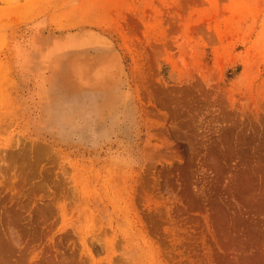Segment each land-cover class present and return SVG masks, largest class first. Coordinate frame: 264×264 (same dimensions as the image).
<instances>
[{"label": "rangeland", "instance_id": "rangeland-1", "mask_svg": "<svg viewBox=\"0 0 264 264\" xmlns=\"http://www.w3.org/2000/svg\"><path fill=\"white\" fill-rule=\"evenodd\" d=\"M0 264H264V0H0Z\"/></svg>", "mask_w": 264, "mask_h": 264}, {"label": "bare ground", "instance_id": "bare-ground-1", "mask_svg": "<svg viewBox=\"0 0 264 264\" xmlns=\"http://www.w3.org/2000/svg\"><path fill=\"white\" fill-rule=\"evenodd\" d=\"M82 56V55H81ZM72 62V61H71ZM73 62H75V61H73ZM91 65V64H90ZM94 65V64H93ZM100 66V69H101V71L99 70V68L97 67L96 69H89L88 67L86 68V70L84 71L83 70V65L81 66V68H80V70L81 71H83L84 72V74H87V78L88 79H90V81H92V79H93V81H92V86L95 84V87H96V84L98 85V83L99 84H101V82L103 83V80H106V81H108L109 79H108V76L109 75H111V68L110 67H106V68H104V64H100L99 65ZM69 68H70V71L73 73L74 71L72 70V67H71V65H69ZM80 70H78L79 72H81ZM79 76V75H78ZM110 77V76H109ZM108 79V80H107ZM81 80H83V78L81 79ZM106 81H105V84H106ZM66 83V82H65ZM108 83V82H107ZM73 84H75V83H73ZM76 84L78 85L77 87H76V85H74V90H72L71 89V85L69 86V89H70V91H71V93L72 94H74V92L77 90V91H79L80 89H79V87H80V85L81 86H86L87 88L89 87V88H91L89 85L90 84H88L86 81H81V82H76ZM104 84V83H103ZM104 84V85H105ZM101 86V85H100ZM67 87H65V91L67 92V89H66ZM94 88V87H93ZM69 91V92H70ZM82 91V90H81ZM71 94V96L69 95V98H73V95ZM40 150V149H39ZM40 153V152H39ZM253 258H251V260L250 261H252V262H257V258L256 259H253ZM255 260V261H254Z\"/></svg>", "mask_w": 264, "mask_h": 264}]
</instances>
